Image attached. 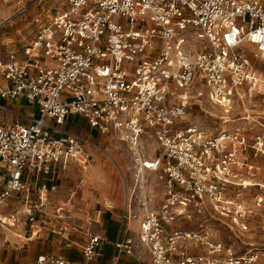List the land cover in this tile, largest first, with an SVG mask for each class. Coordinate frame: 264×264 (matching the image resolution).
Wrapping results in <instances>:
<instances>
[{"label": "built area", "instance_id": "2783aa9c", "mask_svg": "<svg viewBox=\"0 0 264 264\" xmlns=\"http://www.w3.org/2000/svg\"><path fill=\"white\" fill-rule=\"evenodd\" d=\"M63 6L30 43L0 61L7 83L0 98H24L39 108V116L19 115L25 123L0 125V231L30 227L36 230L30 238L38 239V230L64 219V208L54 218L46 210L58 187L31 188L25 178L90 166L89 149L103 150L68 129L79 116L127 146L140 187L148 173L164 182L162 204H151L143 190L142 204H134L124 183L121 232L132 222L140 226L138 241L117 243V252L137 257L145 249L151 264H241L224 262L223 244L183 221L210 211L237 234L249 231L246 194L261 187L252 158L264 156V131L210 135L185 123L203 96L195 90L200 85L227 113L243 107L242 120L252 125L248 113L264 101V0H64ZM67 232L63 225L55 230ZM101 243L100 236L89 238L83 262L42 255L32 264H92ZM199 244L206 254L197 252ZM119 262L116 253L111 264Z\"/></svg>", "mask_w": 264, "mask_h": 264}, {"label": "crops", "instance_id": "0c3cea01", "mask_svg": "<svg viewBox=\"0 0 264 264\" xmlns=\"http://www.w3.org/2000/svg\"><path fill=\"white\" fill-rule=\"evenodd\" d=\"M10 1H12L10 3L11 7H8V3L2 2L0 0V20L2 18H10L19 12V5H21L20 0ZM19 31L20 29L18 27H16V29H12V33L7 29L0 30V45H4L5 42H7V38H10L8 36L18 39ZM10 49L12 48H0V61L4 60ZM6 87L7 83L3 75L0 73V91ZM2 107L7 108L10 110V112L2 110ZM38 113L39 108L24 98L8 101L0 98V125L2 126L12 125L15 123H25L23 119L19 118V115L32 117L36 115L39 116ZM76 117L79 116H75V118ZM75 118L72 117L69 120L67 124L68 129L71 130L72 128H75L73 125V122H76ZM77 134L81 135V133ZM95 137H97L99 140H103L101 144L108 142V137H105L97 131L90 129L89 138L93 139ZM112 140L117 141L113 138ZM117 142L121 143L119 141ZM90 154L92 156H97V158L100 159V155H96L95 149H91ZM128 154L130 160L132 161V165L128 169V172L125 171L126 173H122L123 176L125 174L124 178L126 177L125 180L130 194H134V204H142V190L145 192L149 200H151V204H162L164 201L165 186L160 175L148 173L145 179V186L140 187V185L136 183V172L133 168L134 164L129 151ZM79 165L82 167L81 164ZM89 167H91V161ZM89 167L86 169H83L82 167V169L84 171H88ZM60 171L57 172L56 175L51 176L29 173L25 179L31 188L40 187L43 184L57 186L58 189L64 188L63 181L60 182L59 180ZM88 175L90 176H88V178L92 179H90V184L88 186H82L84 189L82 190L83 195L78 196V191H73L69 196L70 198L68 197V200L64 204H61V200L64 199L62 196V193L65 194L64 191L61 192L60 190L55 194H51L50 199L54 201L55 204L54 206L47 207V213L54 218L56 215V210L59 208H64V219L60 221L55 219L52 228L45 227L38 230V233H40V237L38 239L30 238L31 233L36 232V230L33 231L30 227L19 226L17 232L12 230L8 231L9 233L7 234V238L12 242L19 244L21 247V244L24 243L21 240L24 239L28 243L33 242V248H31L28 252H21V256L17 255L16 253L20 251L19 248L7 250L1 249L0 251H3L2 257L5 258V262L0 259V264H32L39 256L42 255L60 257L74 262H83V249L91 236H100L102 238L98 257L92 264H111L116 253L118 254L120 260L119 264H136L138 256H129L124 253V251H116L117 243L123 244L124 246L127 240L133 239L138 241V236L136 233L139 231L140 226L139 222H132L130 224V229L121 232L122 216L127 201L124 182L120 174L119 176L121 178V184L119 182L118 174L114 171L112 166H101L100 164L98 169H96L92 174L89 173ZM158 177L160 184L156 183ZM4 178V170L0 165V180H4ZM84 183L85 181L83 179L81 184L83 185ZM73 200H75L76 203L79 201L80 207H87L85 213L84 209L82 212L80 211L81 213L79 215L77 213V211L80 210L78 207L74 209L70 207V204ZM86 204H90L91 206H87ZM10 205L15 206L16 204L11 203ZM92 206L97 208H91ZM87 224H90L91 228L86 227ZM61 225L67 227V234L59 235L55 233V230ZM92 225H95L94 230L92 229ZM71 231H79V234L75 235L74 232L72 233ZM55 236H61V238H57ZM73 238L74 241H72ZM24 253H27V255ZM14 256H16V258H14ZM149 264H151V259Z\"/></svg>", "mask_w": 264, "mask_h": 264}, {"label": "rangeland", "instance_id": "374dc122", "mask_svg": "<svg viewBox=\"0 0 264 264\" xmlns=\"http://www.w3.org/2000/svg\"><path fill=\"white\" fill-rule=\"evenodd\" d=\"M1 1L8 3V7H11L10 3L12 1ZM20 4V10L16 15L7 19L2 18L0 20V30L7 29L12 33V29H16V27L20 29L18 32V39H14L12 36H8L10 38H7V41L12 42L10 48L13 50H19L24 45L30 43L40 28L47 24L58 12L64 10L65 8V6H63L64 0H42L41 2L39 0H20ZM0 48L7 47L4 44L0 45ZM195 90L196 93L201 91L203 96L200 97L199 102L192 104L190 114L185 124L197 126L210 135H217L224 130L232 131L243 127L254 134L264 131V129L259 126V123L264 125V101L259 102L256 107H253L252 110L249 111L248 114L251 116L252 125H248L247 122L242 120L243 117L247 116L243 107L236 105L230 113H227L222 107L214 105L209 101L203 87L196 85ZM75 121L76 122H73L75 128L69 130L74 133H81L82 136L88 138L91 129L88 122L82 117H76ZM92 140L103 150L99 151L95 149L96 155H100V159H98L97 156H92L90 154L91 149H89V154L91 155V167H89L88 171H84L79 164H72L67 169L60 171L59 180L60 182L63 181L64 188H59L58 191L61 190V192L64 191L65 193H62L64 199L61 200V204H64L68 200V197L73 191H78V196L83 195L82 190L84 189L82 186H88L90 184V179H92L88 178V174H92L99 168L100 164L101 166H112L114 171L118 174L120 184L121 178L123 182L126 183V177L124 178L125 174L123 176L122 172H128V169L132 165L126 146L112 140V138H108V142L103 144H101L103 140H99L97 137ZM154 147L155 145H150V150L154 149ZM252 163L257 165L259 168L257 183L260 184L261 187L252 188L246 194L247 204H245V206L250 212H252L248 217L250 229L246 234L239 235L237 234V231H232L228 227V221L226 219H223L221 216L210 211L204 215L195 217L191 223L185 224L186 221H183V227L189 229L190 231L199 230L200 232H204V234L208 233L209 238L213 242L222 243L224 251L220 253L218 257L223 259L224 262L243 259L244 261L241 262V264H264V156L258 158L253 157ZM83 179L85 183L82 185L81 181ZM156 183L160 184L159 177ZM255 201L260 204H255ZM86 205L91 206L90 204ZM74 207H78L80 209L77 211L79 215L84 209V213L87 210V207H80L79 201L74 204ZM91 208L97 207L92 206ZM178 225L181 226L180 224ZM86 227L91 228V225L87 224ZM94 227L95 225H92L93 230ZM12 231L17 232L18 228L12 229ZM73 232L75 235L79 234V231ZM8 233V231H0V250L19 248L20 251L16 253L21 256V252H28L31 248H33V242L28 243L24 239L21 240L24 243H22L20 247L19 244H15L7 238ZM55 237L61 238V236ZM72 241H74V238ZM180 245L185 247V244ZM188 246L191 247L189 244ZM189 249L192 248H188V250ZM180 252L181 251L179 249L174 252L173 255L175 258H179L178 256ZM197 252L200 254H206L207 249L206 247L200 245ZM2 253L3 251H0V259L5 262V258L2 257ZM140 253L141 254L138 256L136 264H149L151 259L150 254L142 248ZM24 254L27 255V253ZM14 258H16V256H14Z\"/></svg>", "mask_w": 264, "mask_h": 264}, {"label": "bare ground", "instance_id": "6f19581e", "mask_svg": "<svg viewBox=\"0 0 264 264\" xmlns=\"http://www.w3.org/2000/svg\"><path fill=\"white\" fill-rule=\"evenodd\" d=\"M227 121V120H226Z\"/></svg>", "mask_w": 264, "mask_h": 264}]
</instances>
